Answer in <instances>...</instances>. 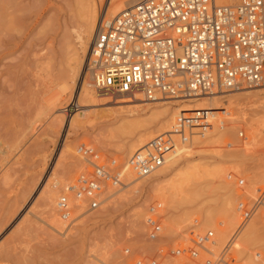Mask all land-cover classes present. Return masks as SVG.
Instances as JSON below:
<instances>
[{
  "label": "rangeland",
  "instance_id": "374dc122",
  "mask_svg": "<svg viewBox=\"0 0 264 264\" xmlns=\"http://www.w3.org/2000/svg\"><path fill=\"white\" fill-rule=\"evenodd\" d=\"M91 1L100 19L109 0L0 1V264H26L25 258L32 260L27 264H149L156 256L161 258L156 264H176L165 253L206 231L218 240L209 246L216 255L240 223L236 204L264 187V88L179 103L143 102L137 93L142 102L136 109L119 104L123 101L83 100L75 85L78 73L68 82L66 72L72 30L79 29ZM83 88L98 94L89 85ZM184 104L193 107L185 115L209 110L211 130L177 148L149 177L136 179L127 165L130 156L169 132ZM82 144L122 173L121 185L106 187L93 211L67 193L88 171L77 152ZM51 184L56 189L49 193ZM62 195L72 205L67 221L56 212ZM148 218L159 227L154 239L148 238ZM231 254L242 264H264L259 213L240 231Z\"/></svg>",
  "mask_w": 264,
  "mask_h": 264
},
{
  "label": "built area",
  "instance_id": "2783aa9c",
  "mask_svg": "<svg viewBox=\"0 0 264 264\" xmlns=\"http://www.w3.org/2000/svg\"><path fill=\"white\" fill-rule=\"evenodd\" d=\"M84 73L97 93L128 97L141 93L148 102L264 88V1L220 5L215 0H138L110 19L101 17ZM212 119L211 112L203 109L178 114L169 132L130 156L127 165L133 175L144 179L154 173L177 148L189 145L193 136L204 137ZM77 152L88 171L67 187V193L73 201L83 202L85 211H93L106 187L121 185L122 173L111 171L90 147L82 144ZM236 185L243 181L238 179ZM71 209L68 198L60 196L58 217L67 221ZM235 211L240 223L218 254L210 252L213 233L206 231L190 239L188 246L165 255L177 259L176 264H242L232 257L231 248L255 214L264 221V187L253 199L239 201ZM147 224L148 238L154 239L159 227L150 218ZM159 259L156 256L149 264Z\"/></svg>",
  "mask_w": 264,
  "mask_h": 264
},
{
  "label": "bare ground",
  "instance_id": "6f19581e",
  "mask_svg": "<svg viewBox=\"0 0 264 264\" xmlns=\"http://www.w3.org/2000/svg\"><path fill=\"white\" fill-rule=\"evenodd\" d=\"M0 1H2V0H0ZM8 1V0H7ZM134 0H109L108 1V4H107V7H106V10H105V14H108V16H110V17H113V16H116L117 14H118V12H121V9L123 8V6L124 5H128V4H130L131 2H133ZM216 1V3H218V4H220V5H234L236 2H237V0H215ZM13 3V2H12ZM0 5H1V3H0ZM3 5V4H2ZM1 5V6H2ZM7 5V4H6ZM4 6V5H3ZM16 7V6H15ZM129 7V6H128ZM8 8V7H7ZM7 8L5 9V10H7ZM123 9H126V8H123ZM4 10V11H5ZM9 10V9H8ZM4 11L2 10V12L4 13ZM5 12H7V11H5ZM8 13V12H7ZM12 13H14V12H12ZM15 14V13H14ZM105 14H104V16H105ZM3 15H5V14H2V16ZM16 15V14H15ZM14 15V16H15ZM9 16H12V17H14L12 14L11 15H9ZM97 16H98V19H97ZM4 17V16H3ZM11 17V18H12ZM101 17V16H100ZM1 18V17H0ZM2 19V18H1ZM8 20L9 19V17H8V19H7V17L6 18H4V20ZM101 19V18H100ZM99 15H98V12L96 11V7L94 6V3L91 1L90 2V5L88 6V9L84 12V14H83V17H82V20H81V25H80V27H78L79 29H76V30H72V42H73V47H74V51H73V57L71 56V59H69L70 60V62H71V64H70V67H69V69H68V67H67V69H68V73L66 72V74H67V76H66V78H67V81L68 82H73V80L75 79V77L77 76V73H78V76H77V78H76V87L78 88V90L79 91H77V93H78V95H82V98H83V100H85V101H87V102H90V101H95L94 99H95V97H98V98H101V100H103V99H105V101L106 102H111V101H113L114 102V105L116 104L115 103V101H123V102H120L119 104H121V103H124V104H127V105H130V106H132L133 108H135L136 109V106L138 107V105H140V104H138V103H140V102H142V100H143V102L144 101H147L146 99H143L142 98V100L141 99H139V97H141V96H139L137 93L136 94H134L133 96H131V97H128L127 95H124V94H120V95H113V94H105V93H98V94H96L95 95V93H93L92 92V90H90V89H88V88H83V85H89L90 86V84H89V81L88 82H84L85 81V73H84V76H82V78H81V74H82V70H81V65L83 66V62H82V60H83V58L85 57V54H89V51H90V48H88V49H86L87 48V46L89 45V43L92 41V39H93V37H94V33H95V28H96V25L98 24V22H99ZM5 20V22L7 23L8 21H6ZM3 21V20H2ZM6 23H5V25H6ZM17 23V22H16ZM9 25L11 24V23H8ZM12 24H13V21H12ZM2 25V24H1ZM13 25H15V24H13ZM15 26H17V25H15ZM7 27H8V25L5 27V29H7ZM11 28L13 29V26L11 25ZM16 30V29H15ZM20 32V31H19ZM7 33V32H6ZM7 37V36H6ZM6 41H8V40H5V42ZM66 43H67V41H66ZM5 45V44H4ZM3 45V46H4ZM10 46V45H9ZM7 47V46H6ZM65 48V47H64ZM2 49V48H1ZM4 49V48H3ZM67 49V48H66ZM85 49H86V53H84L85 52ZM65 50V49H64ZM1 51V50H0ZM7 51V50H6ZM9 51V50H8ZM66 51V50H65ZM67 53V52H66ZM87 57V56H86ZM84 61V60H83ZM79 68H80V70H79ZM84 71H85V65H84ZM80 78H81V81H79L80 80ZM1 81H3V80H1ZM1 83V82H0ZM2 84V83H1ZM214 96V95H213ZM210 97H212V96H210ZM1 98V97H0ZM200 98H202V97H200ZM200 98H196V99H186V100H172V101H174V102H176V103H179V102H182V101H188V100H194V101H197V100H199ZM97 100V99H96ZM159 100L160 99H157L156 101H152L153 103H158L159 102ZM102 102V101H101ZM112 103V102H111ZM131 103V104H130ZM188 103H190V102H188ZM193 103V102H192ZM197 105H198V103H196ZM195 104V105H196ZM194 105V106H195ZM201 105H203V104H201ZM205 105V104H204ZM190 108H193V107H191L190 105H188V104H184V105H179L178 106V108H177V111H176V114L175 115H178V114H185V112L187 113H189L190 112ZM219 122H221V121H219ZM67 125H69L68 124V122H66L65 124H64V127H66L67 128ZM222 127V126H221ZM14 140V139H13ZM20 141V140H19ZM147 145V144H146ZM19 153V152H18ZM162 167V166H161ZM5 168V167H4ZM150 176V175H149ZM148 176V177H149ZM16 180V179H15ZM45 180H47V179H45ZM3 181V180H2ZM11 182V181H10ZM47 182H48V180H47ZM1 186V185H0ZM45 186V185H44ZM49 186V193L52 191V190H54V189H56L55 187H56V185H48ZM54 187V188H53ZM3 188H5L6 189V187H3ZM44 189V188H43ZM42 189V190H43ZM39 191V190H38ZM41 191V190H40ZM47 191V192H48ZM43 192V191H42ZM41 192V193H42ZM40 195V194H39ZM44 195V194H43ZM47 195H49V194H47ZM52 196V195H51ZM255 196V195H254ZM39 197V196H38ZM53 197V196H52ZM36 198V197H35ZM47 199V198H46ZM52 200V199H51ZM50 202V201H49ZM1 203V202H0ZM12 207V206H11ZM21 210V209H20ZM52 216V215H51ZM54 218V217H53ZM56 219V218H55ZM57 219H58V217H57ZM71 219V218H70ZM54 221V220H53ZM56 221V220H55ZM58 221V220H57ZM41 222V221H40ZM50 222H52V220H50ZM238 222V221H237ZM54 222H52V224H53ZM58 223V222H57ZM56 223V224H57ZM51 224V226H53L54 227V225H56V224H54V225H52ZM50 226V225H49ZM50 226V227H51ZM57 226H58V224H57ZM57 226H55L54 228H58ZM61 225H59V227H60ZM65 226V225H64ZM53 228V229H54ZM61 229H63V228H61ZM58 230V229H57ZM56 232V231H55ZM68 232V231H67ZM56 234V233H55ZM25 235V234H24ZM58 235V234H57ZM19 240V239H18ZM13 242V241H12ZM213 243H214V245L215 244H219L218 243V240L216 239L215 241H213ZM128 248V247H127ZM12 249V248H11ZM122 249V248H121ZM112 250V249H111ZM121 252V251H120ZM113 254V253H112ZM115 254V253H114ZM22 255V254H21ZM31 255V254H30ZM117 255V254H116ZM240 255V254H239ZM112 256V255H111ZM26 257V256H25ZM116 257H118V256H116ZM24 258V257H23ZM22 258V259H23ZM100 258V257H99ZM105 258V257H104ZM238 258V257H237ZM45 259V258H44ZM47 259V258H46ZM21 260V259H20ZM28 258H25V261L28 263L29 262V260L30 261H32L31 259H29L28 261ZM49 260H51V259H49ZM16 261V260H15ZM24 261V259L23 260H21V262L23 263V262H25ZM43 261V260H42ZM52 261V260H51ZM100 261V260H99ZM107 261V260H106ZM114 261V260H113ZM16 263V262H15ZM18 263V262H17ZM26 263V264H27ZM46 263V262H45ZM60 263H61V261H60ZM92 263V262H91ZM48 264V263H47ZM59 264V263H58ZM119 264V263H118ZM125 264V263H124Z\"/></svg>",
  "mask_w": 264,
  "mask_h": 264
}]
</instances>
